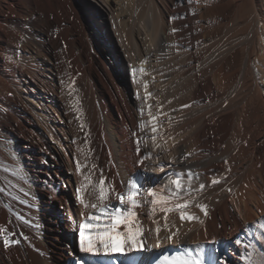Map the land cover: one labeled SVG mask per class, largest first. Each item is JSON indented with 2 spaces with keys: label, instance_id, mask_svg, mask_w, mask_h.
<instances>
[{
  "label": "bare ground",
  "instance_id": "6f19581e",
  "mask_svg": "<svg viewBox=\"0 0 264 264\" xmlns=\"http://www.w3.org/2000/svg\"><path fill=\"white\" fill-rule=\"evenodd\" d=\"M139 1V25L154 20L153 7L162 38L187 58L191 82L188 94L181 86L187 97L177 106H189L190 114H139L137 82L132 102L94 48L108 52L81 2L103 19L122 0H0V227L7 230L0 234V264H151L165 251L195 255L197 246L206 261L223 264H237L239 248L242 264L250 253L253 261L264 257V0ZM238 18L244 28L253 21L252 31L223 34ZM136 31L139 44L146 43ZM116 37L117 58L132 66ZM78 82L88 85V114L74 102ZM93 165L94 183L102 172L125 196L129 180L138 182L135 224L150 251L129 252L122 243L108 254L72 247V234L79 237L80 224L96 211L76 200ZM172 179L181 182L178 202L190 201L184 211L191 221L181 220L174 203L167 213L151 204L150 189L157 196L176 191ZM92 192L90 185L82 193L89 205ZM3 235L17 243L5 248Z\"/></svg>",
  "mask_w": 264,
  "mask_h": 264
},
{
  "label": "rangeland",
  "instance_id": "374dc122",
  "mask_svg": "<svg viewBox=\"0 0 264 264\" xmlns=\"http://www.w3.org/2000/svg\"><path fill=\"white\" fill-rule=\"evenodd\" d=\"M130 2H132V4L134 2V4L136 3L137 5H132ZM121 5L122 6L119 7V11H114L116 14L113 12L111 14H108L106 18L102 19L101 15L97 11H95L94 9H89L87 7V4L81 2V10L83 14L87 16L89 13L92 14V16H95L96 21H93V19L90 18L92 28H96L97 30L99 29L101 33L100 40L102 41V43H104V46H106L107 48L106 51L108 52H105V48H101V46L98 48H94L97 49L98 53L101 54L104 60L110 64V66L112 65V73L114 74L116 79L119 80L121 78L124 86H126V88L130 90L128 96L130 98V101L132 100V102L135 99L134 95L131 93V91L133 92L132 81L137 82L139 91L142 94L140 92L139 93L141 95V98H143L141 108L138 109L139 114H190L192 109H190L189 106L184 107V109L183 107L180 109V106H177L181 98L183 96L185 97V95L188 94L187 91H189L188 89L191 82L190 70H186L187 58L185 54L170 47L167 42L164 41V39L162 38V36H164L163 32L160 30L161 28L154 18L153 7L151 8V11L154 20H146L145 23L147 25V28H144L139 25V23H142L140 22L141 19L139 18L138 20H136V18H138L136 17V13H138L139 10L138 8L140 7L141 9L142 7L140 6L141 2L139 0H122ZM252 26L253 21L252 23H247V30L251 32L254 28ZM246 27L244 28V26L241 24V19L238 18L234 21L233 24L225 29H222V33H240L244 32ZM138 29H140L141 31L142 38H144L143 40H146V43H144L143 41L142 44H147L149 46V49H147L146 51L147 53H145L143 45L139 44V41L137 40V34L139 33L136 30ZM148 31L150 33V36ZM115 32L116 35H118L120 41L123 43V46L128 53V57H130L129 59H131L132 66L131 63H129L130 60L129 62L126 61L123 64V62L117 58L118 56H116V54H119V45L116 39L117 37L115 35ZM113 64L115 67H113ZM134 69L135 76L133 75ZM172 82L173 84H171ZM174 82L176 83V85ZM184 85L186 86V88L183 89V91H185L186 93H184L185 95L181 93L182 87H184ZM175 86L178 88L179 92H177ZM87 87V83L85 85L84 82H82V84H79V82L75 83L74 86V92L76 94L74 102L75 105L77 104V110L80 109V114H88L91 105ZM241 91L243 92L241 93V95L243 96L244 90ZM152 107H154L155 109H152ZM156 108H158V111L156 110ZM141 110L144 112L142 113ZM70 242L74 249L79 247V237L76 234H72ZM244 253L245 252L243 250L241 252V249L239 248V253L235 257L237 264H242L241 258L245 256Z\"/></svg>",
  "mask_w": 264,
  "mask_h": 264
},
{
  "label": "snow or ice",
  "instance_id": "6c2138e0",
  "mask_svg": "<svg viewBox=\"0 0 264 264\" xmlns=\"http://www.w3.org/2000/svg\"><path fill=\"white\" fill-rule=\"evenodd\" d=\"M175 31V29L173 30ZM133 75L135 76V69L133 70ZM187 107V105H185ZM83 127V125H81ZM143 127V125H141ZM153 132L156 131L155 127L152 129ZM139 147L137 152L139 153ZM144 158H148L145 156ZM143 162L142 160L140 161ZM81 164L78 162L76 170L81 173ZM87 167V165H84ZM95 165H93V170L84 176V183L76 188V200L85 208L91 207L96 210L94 214L87 216V223H82L79 226V249L82 253H99L103 251L105 254L112 253L120 250L119 245L122 243L124 248L131 252L133 249L150 251L146 244H143L141 237V229L135 224L137 218V212L134 211L139 206L138 193L139 187L138 182L135 180H129L128 182V192L126 196L115 191L114 185H107L106 178L101 172L98 182L94 183V170ZM4 171H8L7 168ZM12 175H16V172H12ZM83 175V173H81ZM179 175V174H176ZM191 172L188 173V179L191 180ZM171 184L175 185L176 191L169 192V195H159L154 190L148 191V196L152 197L151 204L153 206L159 204L161 205V211L167 213L172 210L168 207L169 204L174 203L175 209L179 210L181 220L187 219L191 221L195 217L192 215H186L184 209L188 207L190 201L184 200L183 203H179L183 197L180 196L181 182L179 179H172ZM213 184L219 183L218 180H212ZM91 185L93 192L92 195L95 196V202L89 205L88 202L82 196V193ZM205 187L204 184L199 186L202 190ZM4 191V189H0ZM118 201L120 206H112V202ZM123 205H127L126 210H122ZM205 215V206L202 204H197ZM123 226V230H118L120 226ZM86 229H91L92 232L86 240ZM7 231L3 227H0V234ZM160 229L157 228L156 232L159 233ZM177 236V233H172L167 236L166 239L171 243L173 238ZM3 246L8 248L10 244L17 243V241L10 240L9 235H3ZM160 239L157 236L156 247H160ZM237 244L240 243L239 240L236 241ZM198 251L193 255V253L187 249L184 252H177L175 254H168L166 251L162 254L153 257L151 264H223L222 261H213L209 258L205 260L202 254V246H197ZM249 254V258L245 260V264H264V257L258 259V261H253ZM79 264H83L80 261Z\"/></svg>",
  "mask_w": 264,
  "mask_h": 264
}]
</instances>
